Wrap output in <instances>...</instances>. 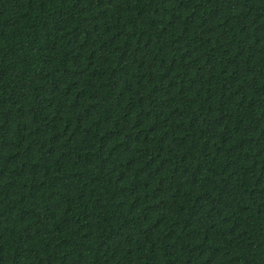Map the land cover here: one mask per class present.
Returning <instances> with one entry per match:
<instances>
[{
  "label": "trees",
  "instance_id": "obj_1",
  "mask_svg": "<svg viewBox=\"0 0 264 264\" xmlns=\"http://www.w3.org/2000/svg\"><path fill=\"white\" fill-rule=\"evenodd\" d=\"M0 264H264V0H0Z\"/></svg>",
  "mask_w": 264,
  "mask_h": 264
}]
</instances>
